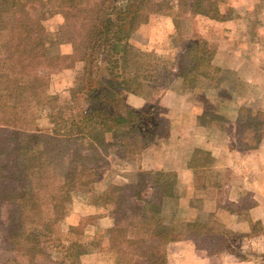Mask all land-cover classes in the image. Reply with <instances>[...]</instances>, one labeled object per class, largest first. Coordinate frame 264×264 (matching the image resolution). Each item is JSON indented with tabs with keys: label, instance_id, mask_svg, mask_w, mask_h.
<instances>
[{
	"label": "rangeland",
	"instance_id": "rangeland-1",
	"mask_svg": "<svg viewBox=\"0 0 264 264\" xmlns=\"http://www.w3.org/2000/svg\"><path fill=\"white\" fill-rule=\"evenodd\" d=\"M15 1L19 3L23 0ZM193 1L154 0L153 5L157 13L149 15L145 13L148 11L145 8L141 14L131 20L130 42L133 45L134 61L127 75L134 77L137 72H142L144 63L150 60L152 67L157 68L158 71L154 73L162 79H166L170 76L169 73H172L170 78H167V84L164 81L155 83L158 86L157 96L173 86L176 82L174 78L179 77L182 68L194 66L195 63H190L188 59L191 57L188 58L185 52L192 43L206 41L201 38L202 35L198 36L202 28L206 30L212 27L213 30H217L214 31L217 38L218 32L220 31V35H223L225 30L213 28L214 22L225 21L226 27L231 32L233 28L236 29L234 27L236 23L232 20L239 16L238 13L248 8L251 15L248 17V12L244 14L245 20H249L252 29L256 30L255 35L262 37L260 31L264 30V0H204L206 5H211L208 8L210 15L208 17L189 16L188 12L192 9L190 5ZM119 5H122V0L115 4V6ZM64 10L63 0H50L47 9L39 11L42 15L44 34L47 36V54L52 57V61H45L41 55L38 60L42 65L36 64L32 75L30 73L21 78L22 87L18 86L14 89V96L20 93L23 98L21 105L13 98L8 101L9 105L17 109L18 117L14 122L15 127H3L1 124L5 123L2 116L0 117V148L3 144H8L10 147L26 144L35 154L40 152L43 147L40 143L38 144V137L44 133L51 135L55 128L52 122L53 111L49 109V102L56 97L61 100L69 99V91L78 84L80 77L85 76L86 64L77 59L76 54L79 57L82 52L75 51V43L79 44L82 41L87 22L84 21V15L75 12V18H72L69 26L66 27ZM216 10L219 14H216ZM184 11L188 12L184 13ZM0 15H2L0 16L2 18L0 58H4L8 50H11L12 32L5 28L11 20V14ZM246 21L245 24H247ZM209 45L213 50L214 44L209 43ZM33 53H38L39 56L40 48ZM107 68L104 62L101 71L106 79H108ZM188 70L190 73H202L203 76L211 73L218 74L217 69H210V65H198L196 70L193 68ZM96 72L94 75L98 73ZM227 74L229 72L221 70L217 76L228 80ZM185 85L187 89L194 84ZM125 96L126 94L122 102L118 101L109 105L114 119H116V112L126 115L129 107L124 102ZM57 104V102L52 103V105ZM61 104L59 101V105ZM152 108L154 110H150ZM246 109L242 108L238 141L243 147H251L255 144L256 137L262 138L264 135V113H256L254 116L257 117L256 121L251 123L249 119L255 118H250ZM138 111L142 113L150 111L147 117H156L153 122L158 127L162 109L159 108L156 100ZM77 112L79 111L75 113ZM139 123L144 134L126 135L130 142L138 141L137 144L129 147L127 155L124 150L114 145L117 133H110L107 136L110 151L104 167L97 166L94 173L77 172L75 177L71 178L70 199L60 218H56L49 204L41 205V207L27 206L25 211H21L20 203L14 201L0 204V264H73L71 261L78 252L84 254L75 260L76 264H132L134 255L137 252H145L147 249L142 244L146 242L152 246L151 236L143 233L144 230L155 229L159 222H162L161 226L168 231L176 229L177 225L181 227L180 223H173L176 220L179 200L184 194L183 187L177 186V176L173 174L174 176L170 178L169 175L172 173H162L166 183L160 182L159 178L162 177L156 175L159 172L148 171L151 174L149 177L145 174L138 176L139 173L147 172L138 170L136 165L138 162L136 160H139L138 155L140 156L155 141L154 129L149 123L143 126L140 121ZM242 123H247L256 129L242 128ZM121 124L118 126L117 122L110 123V126L117 129ZM124 124L122 127L128 129L129 123ZM2 130L10 132L11 138L7 137V133H2ZM145 138V147L139 146ZM249 138H252L250 143L247 141ZM85 143L86 141H80L78 146L85 148ZM192 161L193 167L199 164V168L204 169L209 168L213 163L210 154L205 151H197ZM51 170L45 162H36L28 174L33 177L47 178L51 177ZM253 175L256 176V174ZM124 179L127 181L125 182ZM219 198L222 201L226 200L225 193L221 192ZM245 204L247 205L235 207L232 202L226 201V207L234 212H240L241 209L250 206L252 204L250 197ZM240 214L246 218L245 212ZM122 218L126 223L132 222V227L125 224V229L122 231L119 226L123 222ZM111 220H114L113 225L115 224L112 227ZM126 227L129 228L126 230ZM206 228V225L199 224L191 230L197 236L208 233L205 232L206 230L214 235L212 238L208 237L209 239H200V245L214 246L216 242L218 247L223 246L224 253L234 256L236 260L264 264V223H252L247 233H234L218 224L208 225ZM114 230L116 232H113ZM180 230L183 229L180 228ZM154 239L157 241L156 238ZM156 246L157 244L154 245ZM162 251L163 248L152 250L145 258L149 259V264H166L165 257L161 255ZM67 252L71 257L66 255Z\"/></svg>",
	"mask_w": 264,
	"mask_h": 264
},
{
	"label": "trees",
	"instance_id": "trees-1",
	"mask_svg": "<svg viewBox=\"0 0 264 264\" xmlns=\"http://www.w3.org/2000/svg\"><path fill=\"white\" fill-rule=\"evenodd\" d=\"M49 1L23 0L17 3L15 0H0V14H11V20L5 28L12 32L11 50H8L6 57L0 58V117L2 116L5 123L1 124L3 127H15L14 122L18 117L17 109L9 105L8 101L13 98L21 105L23 95L19 93L14 96V89L18 86L22 87L21 78L30 73L32 75L36 64L42 65L38 60L41 55L45 61H52V57L47 54V36L44 34L42 15L39 13L47 9ZM63 1L66 27L69 26V21L75 18V12L84 15V21L87 22L82 41L79 44L75 43V51L82 52L79 57L76 54L77 59L86 64L85 76L80 77L78 84L69 91V99L61 100L56 97L49 102V109L53 111L52 122L55 128L51 135L44 133L38 137V144L40 143L43 147L40 152L35 154L26 144H17L14 147L3 144L0 148V204L8 201L20 203L21 211H25L27 206L41 207V205L49 204L56 218L62 216L69 202L71 178L75 177L77 172L94 173L97 166L104 167L110 151L107 143L108 134L117 133L114 145L124 150L126 155L129 153V147L138 143V141L130 142L126 135L144 134L139 121L142 126L148 122L154 129V137L156 136L157 125L153 122L156 117H147L150 111L142 113L128 108L126 115L116 112V119H114L109 107L110 103L122 102L127 93L138 95L144 82L163 83L164 81L167 84V78H170L172 74L170 72V76L166 79L157 76L154 73L158 72L157 68L152 67L150 60L144 63L142 72H137L134 77L127 75L134 61L133 45L130 42L131 20L141 14L145 8L148 10L145 13L149 15L157 13L153 5L154 0H122V5L119 6L115 4L120 0ZM210 6L206 5L204 0H194L190 5L192 9L184 13L208 17ZM216 14H219L217 10ZM211 18L216 19V17ZM1 19L0 17V22ZM38 48L41 51L39 56L38 53H33ZM215 54L216 51L212 50L207 41L192 43L185 55L188 58L191 57L188 59L190 63L195 64L189 65L187 69L182 68L179 77L185 84H195L203 74L190 73L188 69L196 70L198 65H210ZM104 62L108 66V79L101 71ZM94 70L98 72L95 75ZM59 101L63 107L59 105ZM54 102L58 104L52 105ZM76 111L79 112L75 113ZM256 118L252 119L251 123H254ZM143 121L146 122L142 123ZM200 121L207 124L220 122L221 118L216 114L205 113L203 117H200ZM116 122L118 126L122 124L114 129L110 123ZM127 122L128 129L123 128L122 125ZM241 127L248 130L256 129L247 123H242ZM1 132L7 133V137L11 138L10 132L3 130ZM261 139L260 136L256 137L255 144L249 148H256ZM3 141L2 139V143ZM80 141H86L85 148L78 146ZM145 142L146 138L139 146L145 147ZM36 162H45L52 169L51 177L30 176L28 171ZM143 174L147 177L151 175L148 172H142L138 176L141 177ZM156 175L162 177L159 178L160 182L166 183L165 176L161 172ZM173 176V174L169 175L170 178ZM122 219L123 222L119 225L122 231L125 229V224L132 227V222L126 223L125 219ZM161 224L162 222H159L155 229L144 230L143 233L151 236L152 246L145 242L142 244L147 248L145 252H134L135 255L145 258L152 250L163 248L162 246L175 238L173 232L168 231ZM128 228L126 227V230ZM71 244L74 245V243ZM155 244H157L156 247H154ZM67 253L66 255L71 257ZM83 254V252L76 253L71 263L76 264L75 260Z\"/></svg>",
	"mask_w": 264,
	"mask_h": 264
},
{
	"label": "crops",
	"instance_id": "crops-1",
	"mask_svg": "<svg viewBox=\"0 0 264 264\" xmlns=\"http://www.w3.org/2000/svg\"><path fill=\"white\" fill-rule=\"evenodd\" d=\"M247 12L250 17L247 8L232 20L236 29L231 32L225 21H219L213 28H224L223 35L219 31L216 38L217 30L212 27L202 28L198 34L214 44L216 54L210 69H217L218 74L201 76L187 89L182 78L176 77L160 96L155 83L144 82L138 95L125 96L129 108L143 110L156 100L162 109L155 141L136 160L138 170L172 173L178 178L177 186L183 187L173 222L180 223L183 230L177 225L172 230L175 238L164 245L161 255L166 264H254L234 259L216 242L214 246L200 245L201 240L214 236L209 231L199 236L191 231L199 224L207 228L218 224L234 233H247L252 223H264V135L256 148L243 147L238 141L242 108H247L250 118L264 113V30H258L262 37L255 35L256 30L245 20ZM221 70L229 72L228 80L217 76ZM205 113L216 114L221 121L201 123ZM197 151L210 154L213 163L209 168L192 166ZM221 192L226 200H220ZM249 197L252 204L240 212L226 207L227 200L235 207L245 206ZM243 212L246 218L241 216ZM134 257L132 264L150 263L148 258Z\"/></svg>",
	"mask_w": 264,
	"mask_h": 264
}]
</instances>
